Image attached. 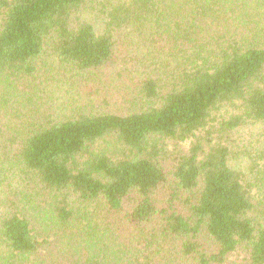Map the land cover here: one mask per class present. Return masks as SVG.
<instances>
[{
    "label": "trees",
    "instance_id": "16d2710c",
    "mask_svg": "<svg viewBox=\"0 0 264 264\" xmlns=\"http://www.w3.org/2000/svg\"><path fill=\"white\" fill-rule=\"evenodd\" d=\"M257 123L264 0H0V264H264Z\"/></svg>",
    "mask_w": 264,
    "mask_h": 264
},
{
    "label": "rangeland",
    "instance_id": "374dc122",
    "mask_svg": "<svg viewBox=\"0 0 264 264\" xmlns=\"http://www.w3.org/2000/svg\"><path fill=\"white\" fill-rule=\"evenodd\" d=\"M58 62V61H57ZM63 70L59 71L62 72ZM61 75V73H59ZM70 77V75H69ZM58 78L63 80L62 76ZM117 82V81H116ZM114 82V83H116ZM86 83L83 82V85L79 82H75V90H70L69 85H53L48 88V93L52 94V90H56V94L52 97L50 101L54 107L65 108L67 106L66 100H70L72 103L80 104L86 110L94 109L95 107L99 108L103 105V99L105 96L109 97L107 94L111 93L110 89L105 90L104 86L91 83L90 85H85ZM114 88V86H113ZM116 89V88H115ZM95 90H101L100 95H93L90 96L89 92H94ZM117 96L113 97L112 99L116 98ZM116 102V101H112ZM264 147V124L257 123L251 125H244L240 129L235 131L234 134V142L232 146V154L230 157V164L238 169H242L247 173L251 172V154H254L256 149H260ZM246 150V153L243 151ZM250 154H248V153ZM18 185V183H15ZM23 187V184H21Z\"/></svg>",
    "mask_w": 264,
    "mask_h": 264
}]
</instances>
